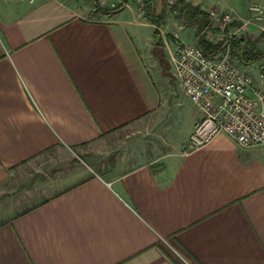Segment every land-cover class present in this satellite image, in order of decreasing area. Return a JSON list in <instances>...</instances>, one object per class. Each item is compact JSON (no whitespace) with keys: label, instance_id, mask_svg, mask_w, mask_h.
<instances>
[{"label":"crops","instance_id":"1","mask_svg":"<svg viewBox=\"0 0 264 264\" xmlns=\"http://www.w3.org/2000/svg\"><path fill=\"white\" fill-rule=\"evenodd\" d=\"M91 1L0 0V264H264V147L219 134L100 157L104 136L166 104L151 63L165 29L134 0ZM192 1L245 17L256 0ZM44 164L16 209L17 172Z\"/></svg>","mask_w":264,"mask_h":264},{"label":"built area","instance_id":"2","mask_svg":"<svg viewBox=\"0 0 264 264\" xmlns=\"http://www.w3.org/2000/svg\"><path fill=\"white\" fill-rule=\"evenodd\" d=\"M97 1L106 4L105 0ZM138 1L145 10L144 0ZM167 1L173 4L175 0ZM209 13L213 23L205 30L204 39L214 44L225 41L217 55L208 56L195 43L183 39L182 22L173 33L175 45L169 51L182 91L201 113L190 134V146L183 153L209 143L219 134L228 135L243 148L264 147V62L255 72L237 65L233 53L241 49L231 42L249 34L250 26L264 20V0L251 2L245 17L228 11L221 14L216 9Z\"/></svg>","mask_w":264,"mask_h":264},{"label":"rangeland","instance_id":"3","mask_svg":"<svg viewBox=\"0 0 264 264\" xmlns=\"http://www.w3.org/2000/svg\"><path fill=\"white\" fill-rule=\"evenodd\" d=\"M105 1L106 4H101L97 0H92L90 3L93 5V8H96V10L91 11V13L94 14L99 10L97 9V6H100L101 8L106 7L108 0ZM154 1L157 7L162 5V0ZM144 2L146 6L145 10L140 8V4L142 3L138 0H134V2H130V4L135 6L134 11L136 15L139 16L141 21L151 23L152 21L149 16L150 11H148L146 1ZM176 14L177 12L169 13L165 18L163 23L165 29L164 34L159 32L160 37H158L161 41H159L157 37L152 40V46L155 47L153 49V53L151 54V63L155 66L153 71L155 72L157 81L161 85V89L164 91V96L167 98L166 104L158 111L153 112L151 115L104 136L102 138L101 147L97 150L100 157L108 159L123 157L139 161L148 157L155 158L162 156L169 152L185 151L189 148L190 134L199 119L195 112V106L182 91L179 81L175 75L174 68L170 62L169 51L173 49L175 45L172 36L174 31L177 30L178 24L181 23V21L176 17ZM233 15L235 16L236 14L233 12ZM235 25H237V22ZM151 28V34H154V31L157 28ZM194 33V27L185 26V29L182 31V37L186 41L194 43ZM150 36L152 37V35ZM242 38L246 44H248V40H255L256 47L264 50V20L257 21L255 24L250 26V33L246 36H242ZM235 48L238 47L235 46ZM241 52V50L239 52L234 51V62L241 67H247V69L251 72H255L258 65L261 62H264L263 58L254 63L245 64L241 61ZM58 153L59 152H57V155L59 157ZM46 165L47 164H44L43 166H39L37 168H24L23 172H17L19 182H14L15 184L13 188L17 189L18 186L19 188L17 193H14L9 197V200L12 197V206H15L17 209L20 206L29 204L36 200L37 195H33L32 191L30 193L28 190L26 192L24 191L25 196L22 195L26 186L23 179L25 178L24 176H31L33 172H40V169ZM29 186L30 184L26 187Z\"/></svg>","mask_w":264,"mask_h":264},{"label":"trees","instance_id":"4","mask_svg":"<svg viewBox=\"0 0 264 264\" xmlns=\"http://www.w3.org/2000/svg\"><path fill=\"white\" fill-rule=\"evenodd\" d=\"M147 3L148 11H150L151 21L157 25H163L165 18L169 13L177 12L176 17L188 27L195 28V44L208 56L217 55L223 48L225 41L219 43H209L204 39L205 30L213 23V18L208 10L204 9L201 4L194 3L192 0H175L173 4H169L167 0H162V5L157 10L154 0H144ZM102 11H110L107 8L97 6ZM117 9L116 7L111 10ZM155 37H160L158 28L154 31ZM159 41L161 39L158 38ZM232 45L241 49V61L245 64L254 63L264 58V50L256 47L255 40H248V44L243 38H233Z\"/></svg>","mask_w":264,"mask_h":264}]
</instances>
